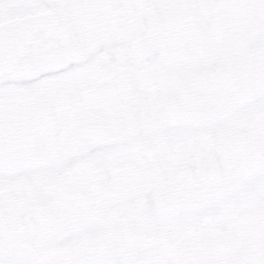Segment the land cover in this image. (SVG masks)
Listing matches in <instances>:
<instances>
[{
	"label": "snow or ice",
	"instance_id": "snow-or-ice-1",
	"mask_svg": "<svg viewBox=\"0 0 264 264\" xmlns=\"http://www.w3.org/2000/svg\"><path fill=\"white\" fill-rule=\"evenodd\" d=\"M0 264H264V0H0Z\"/></svg>",
	"mask_w": 264,
	"mask_h": 264
}]
</instances>
